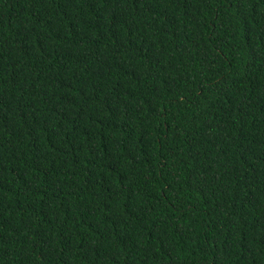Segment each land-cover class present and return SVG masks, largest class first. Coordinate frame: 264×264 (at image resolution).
I'll return each mask as SVG.
<instances>
[{
  "label": "trees",
  "instance_id": "trees-1",
  "mask_svg": "<svg viewBox=\"0 0 264 264\" xmlns=\"http://www.w3.org/2000/svg\"><path fill=\"white\" fill-rule=\"evenodd\" d=\"M0 264H264V0H0Z\"/></svg>",
  "mask_w": 264,
  "mask_h": 264
}]
</instances>
